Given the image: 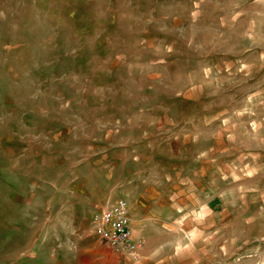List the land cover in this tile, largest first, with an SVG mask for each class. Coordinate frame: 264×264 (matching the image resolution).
<instances>
[{
    "label": "rangeland",
    "instance_id": "rangeland-1",
    "mask_svg": "<svg viewBox=\"0 0 264 264\" xmlns=\"http://www.w3.org/2000/svg\"><path fill=\"white\" fill-rule=\"evenodd\" d=\"M0 264H264V0H0Z\"/></svg>",
    "mask_w": 264,
    "mask_h": 264
},
{
    "label": "built area",
    "instance_id": "built-area-1",
    "mask_svg": "<svg viewBox=\"0 0 264 264\" xmlns=\"http://www.w3.org/2000/svg\"><path fill=\"white\" fill-rule=\"evenodd\" d=\"M92 223L103 243L135 254L138 239L132 233L125 198L119 197L108 206L94 212Z\"/></svg>",
    "mask_w": 264,
    "mask_h": 264
},
{
    "label": "crops",
    "instance_id": "crops-1",
    "mask_svg": "<svg viewBox=\"0 0 264 264\" xmlns=\"http://www.w3.org/2000/svg\"><path fill=\"white\" fill-rule=\"evenodd\" d=\"M130 215V213H129ZM135 222L134 220L130 217V226H131V229H132V233H133V236L135 235V230H136V226H135Z\"/></svg>",
    "mask_w": 264,
    "mask_h": 264
}]
</instances>
